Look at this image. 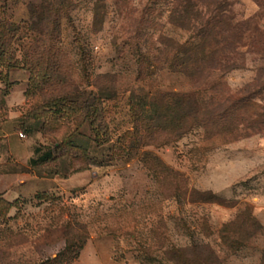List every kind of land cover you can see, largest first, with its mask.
Returning <instances> with one entry per match:
<instances>
[{
    "label": "rangeland",
    "instance_id": "374dc122",
    "mask_svg": "<svg viewBox=\"0 0 264 264\" xmlns=\"http://www.w3.org/2000/svg\"><path fill=\"white\" fill-rule=\"evenodd\" d=\"M217 1L238 51L195 94L174 20ZM56 2L6 8L53 50L0 75V264H264V0Z\"/></svg>",
    "mask_w": 264,
    "mask_h": 264
},
{
    "label": "trees",
    "instance_id": "16d2710c",
    "mask_svg": "<svg viewBox=\"0 0 264 264\" xmlns=\"http://www.w3.org/2000/svg\"><path fill=\"white\" fill-rule=\"evenodd\" d=\"M11 1L13 0H0V75L3 70L15 68L18 63L22 61L24 62V67L28 66L30 70H33L35 66L33 61H31V57L36 56L38 65L53 50L52 46L46 45L44 31L40 29L39 24L21 25L5 14L6 8ZM184 3L185 2L183 1L179 2L180 7L185 5ZM63 6L64 0H58V2L54 4L53 13L57 18L59 17L58 15ZM215 6L216 10L222 9L223 11L213 14L212 17H208L207 19L204 16H201L200 13H179L174 20V23L178 25V27L190 30L193 35L190 40L185 43V46H180L181 51L179 52L184 56H188L184 61L185 63L189 62L190 65H185L184 62L181 63V65L187 67L191 66L190 77L193 82L195 94H201L204 89L206 90L204 86L208 82L209 77L215 73L232 68L233 65L228 66L230 64L229 61L232 59L233 53L238 51L237 36L234 34H228L229 36H226V32H230L233 29L235 30L236 25L234 26L229 23L232 18L225 14L224 11L226 10V7L224 5L222 6V2L217 1ZM188 7L189 9L191 8V10L193 7L195 8L194 4L193 6L188 5ZM228 25H230V29ZM24 31L26 32L23 34ZM25 34H27L32 41L26 43L25 46H22L24 57L23 60L19 62L15 56L17 52L15 44L16 42L21 41L25 37ZM48 69V66L45 69V66L43 65L39 68V73L42 74V78L44 79V81H42L44 83H47L46 80L49 76L47 73ZM228 96L227 100L231 98L230 95ZM227 100L216 104L217 110L222 108ZM62 101L74 105L78 100L73 97H68L62 99ZM53 103H51V106L57 105L55 102ZM94 103L95 101H92L91 104L85 100L82 101V104H84L88 110V115L92 114ZM61 106L62 109L66 110L73 111L75 109L74 107L70 108L69 106L67 107L62 104ZM61 145L62 144L58 145L56 148H61ZM51 154L52 153L50 152H46V157H51Z\"/></svg>",
    "mask_w": 264,
    "mask_h": 264
},
{
    "label": "built area",
    "instance_id": "2783aa9c",
    "mask_svg": "<svg viewBox=\"0 0 264 264\" xmlns=\"http://www.w3.org/2000/svg\"><path fill=\"white\" fill-rule=\"evenodd\" d=\"M20 136H21V137H25V135H24L22 132L20 133Z\"/></svg>",
    "mask_w": 264,
    "mask_h": 264
},
{
    "label": "crops",
    "instance_id": "0c3cea01",
    "mask_svg": "<svg viewBox=\"0 0 264 264\" xmlns=\"http://www.w3.org/2000/svg\"><path fill=\"white\" fill-rule=\"evenodd\" d=\"M13 104H14V102H11V103H10V105H13Z\"/></svg>",
    "mask_w": 264,
    "mask_h": 264
}]
</instances>
